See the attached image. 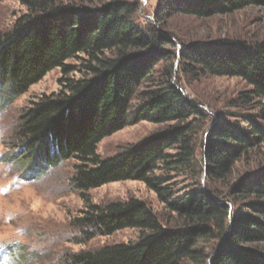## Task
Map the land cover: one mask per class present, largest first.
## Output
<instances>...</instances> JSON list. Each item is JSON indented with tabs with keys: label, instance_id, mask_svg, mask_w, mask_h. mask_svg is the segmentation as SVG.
I'll list each match as a JSON object with an SVG mask.
<instances>
[{
	"label": "trees",
	"instance_id": "16d2710c",
	"mask_svg": "<svg viewBox=\"0 0 264 264\" xmlns=\"http://www.w3.org/2000/svg\"><path fill=\"white\" fill-rule=\"evenodd\" d=\"M22 3L27 11L9 31L0 32V112L50 70L59 67L63 78L59 91L41 94L21 110L15 131L19 145L10 156L35 176L65 160L77 161L70 180L87 201L75 220L84 228V238L124 228L139 231L134 241L72 254V263L264 264V176L238 185L231 196L238 203L231 208L205 187L176 196L164 185L168 179L156 175L158 169L200 170L192 137L207 116L171 77L153 78L159 65L176 58V46L156 27L136 25L140 4ZM249 6H264V0H160L155 20L175 14L209 17ZM182 47L186 72L238 77L250 87L237 95L233 106L252 110L234 113L251 132L225 123L209 134L203 172L217 181L264 135V41L252 46L198 41ZM79 55L83 75L67 77L77 68L66 61ZM147 83L152 87L142 90ZM141 120L167 126L115 155L96 153L104 137ZM124 180H138L153 189L175 214L174 223L163 224L141 200L97 205L85 195L89 189Z\"/></svg>",
	"mask_w": 264,
	"mask_h": 264
},
{
	"label": "rangeland",
	"instance_id": "374dc122",
	"mask_svg": "<svg viewBox=\"0 0 264 264\" xmlns=\"http://www.w3.org/2000/svg\"><path fill=\"white\" fill-rule=\"evenodd\" d=\"M61 3H74L89 6L90 0H57ZM140 4L134 20L136 25L146 28L156 27L158 31L173 40L176 46V58L167 64L159 65L153 78L171 77L172 82L181 89L185 97L194 101L207 116L198 122L193 134L196 148V172H167L158 169L156 175L166 177L164 185L172 187L176 196L197 189L209 188L220 195L231 208L237 200L231 198L233 190L253 177L264 176V135L253 146L243 150L235 160L230 171L220 180L213 181L205 177L203 165L210 145L209 134L215 126L236 123L243 126L236 112H252L244 106H233L239 93L248 90L249 85L238 77L202 74L192 75L184 70L181 59L182 46L201 42L237 41L248 46L264 41V6H249L233 13L209 17H195L175 14L160 21L155 20L160 0H135ZM27 11L22 0H0V32L9 31L15 21ZM79 55L66 61L77 68L67 77L78 78L83 73ZM63 74L59 67L47 72L22 95L9 102L0 112V264H27L36 259L26 246L16 243V234L21 230L31 231L35 235L55 234L59 238L61 264H73L70 255L84 250H96L105 245L127 243L137 239L139 231L124 228L109 235H96L89 239L83 237L82 227L75 220L82 215L86 207L85 199L72 187L71 176L74 173L75 159H68L57 166L50 167L40 175H28L23 164L14 161L10 153L17 149L19 140L15 131L19 123L21 110L41 94H50L60 90ZM144 84L141 89H149ZM136 105V101L133 103ZM1 107V106H0ZM167 125L148 121L133 122L113 134L104 137L96 148L101 157L115 155L124 149L136 145L145 138L162 131ZM11 157V158H10ZM85 195L90 203L105 205L111 202H124L137 199L144 202L164 223H174L175 214L169 210L157 193L138 180H124L104 184L89 189ZM234 214L233 216H235ZM213 242V241H212ZM40 264H46L41 258Z\"/></svg>",
	"mask_w": 264,
	"mask_h": 264
},
{
	"label": "clouds",
	"instance_id": "9594fccd",
	"mask_svg": "<svg viewBox=\"0 0 264 264\" xmlns=\"http://www.w3.org/2000/svg\"><path fill=\"white\" fill-rule=\"evenodd\" d=\"M16 243L26 246L36 259L27 264H40L41 258H46V264H61L59 238L55 234L35 235L31 231L21 230L16 234Z\"/></svg>",
	"mask_w": 264,
	"mask_h": 264
},
{
	"label": "snow or ice",
	"instance_id": "6c2138e0",
	"mask_svg": "<svg viewBox=\"0 0 264 264\" xmlns=\"http://www.w3.org/2000/svg\"><path fill=\"white\" fill-rule=\"evenodd\" d=\"M0 251H2V249H0Z\"/></svg>",
	"mask_w": 264,
	"mask_h": 264
}]
</instances>
